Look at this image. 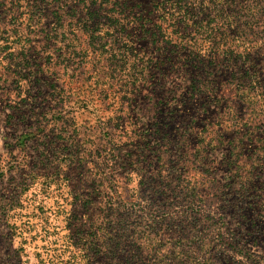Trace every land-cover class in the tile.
<instances>
[{
  "label": "rangeland",
  "instance_id": "obj_1",
  "mask_svg": "<svg viewBox=\"0 0 264 264\" xmlns=\"http://www.w3.org/2000/svg\"><path fill=\"white\" fill-rule=\"evenodd\" d=\"M0 264H264V0H0Z\"/></svg>",
  "mask_w": 264,
  "mask_h": 264
},
{
  "label": "trees",
  "instance_id": "obj_2",
  "mask_svg": "<svg viewBox=\"0 0 264 264\" xmlns=\"http://www.w3.org/2000/svg\"><path fill=\"white\" fill-rule=\"evenodd\" d=\"M243 94V93H242ZM241 96V95H240ZM242 100H247V98H248V94L246 93V95H245V93H244V95H242Z\"/></svg>",
  "mask_w": 264,
  "mask_h": 264
}]
</instances>
